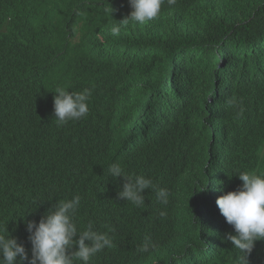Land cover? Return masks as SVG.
I'll use <instances>...</instances> for the list:
<instances>
[{"label":"trees","instance_id":"trees-1","mask_svg":"<svg viewBox=\"0 0 264 264\" xmlns=\"http://www.w3.org/2000/svg\"><path fill=\"white\" fill-rule=\"evenodd\" d=\"M226 35L254 48L219 60ZM225 60L244 69L227 77ZM177 68L170 98L159 85ZM226 78L264 84V0H0V264H242L245 233L206 226L202 205L188 218L203 179L264 176V99ZM117 168L147 181L134 203L117 196ZM72 207L79 229L111 236L85 259L27 226Z\"/></svg>","mask_w":264,"mask_h":264},{"label":"clouds","instance_id":"clouds-1","mask_svg":"<svg viewBox=\"0 0 264 264\" xmlns=\"http://www.w3.org/2000/svg\"><path fill=\"white\" fill-rule=\"evenodd\" d=\"M166 1L171 4H176L178 0ZM242 23L239 25L241 26ZM240 28L234 30L235 38L242 33V31H237ZM7 30L8 23L1 28L3 32H7ZM229 38L231 39L232 36L226 35L218 42L219 47L216 49V58L219 60L228 59L236 55H244L247 50L254 48V43L243 45L237 43V47H233L231 43H228L230 40ZM241 47L242 49H240ZM224 63L223 68H230L226 71L227 77L235 72L243 70L245 66V63L242 67L241 65L234 62H227L226 60ZM177 69V71L171 73L169 79H164L163 83L159 85L161 89H166L165 93H168L170 98H175L180 88L179 78L181 76L177 73L181 72L182 69ZM216 73L224 74L222 71H216ZM172 78L176 81L175 83H172ZM224 84L230 85L228 78H226ZM231 89L234 93H240L245 96L247 99L246 101L253 106H256L264 99V84L259 85V88L247 85L240 87L231 86ZM217 95V91L211 93V97ZM206 106V116L209 117L216 106L214 100L208 99ZM208 123L218 126V124L213 121H208ZM78 173L82 174L80 170H78ZM258 173V170L245 169L221 183H213L211 181L209 188L211 191L213 190V198L211 199L208 195L210 191L204 190L197 195L200 202L196 204L195 210H193L191 214H188L189 219L191 218L193 221H196L197 216L200 215L199 207L202 205L203 207L201 208L205 209L206 226L211 227L220 225V230L224 228V232L227 233V236L237 233L240 234L242 232L245 233L248 236L245 237L248 240V244L245 247L238 248L239 258L242 264H253L252 257L254 255L260 258L259 264H264V234L260 233L262 228L259 224V220L264 218V195L262 196L264 192V176H259ZM113 176L120 181L117 196L131 203L135 201V192L132 188L133 183L147 182L143 177L137 178V176L128 175L123 169L119 170L118 168L114 171ZM209 181L206 182L203 179L201 185L205 188ZM75 209L76 208L72 207L70 212H65L63 214L57 213V215L47 220L42 226L41 220H43L49 212L47 211L31 219L27 222V226H31L33 230L37 232V235H39V242L47 248L50 253L56 250V252L60 253V256H67L80 260L85 259L90 253L89 251L93 250L94 239L103 238L108 241L111 239V236L97 229H79L74 220ZM255 225L256 227L252 229Z\"/></svg>","mask_w":264,"mask_h":264},{"label":"bare ground","instance_id":"bare-ground-1","mask_svg":"<svg viewBox=\"0 0 264 264\" xmlns=\"http://www.w3.org/2000/svg\"><path fill=\"white\" fill-rule=\"evenodd\" d=\"M209 184V183H208ZM208 184H207V186L205 187V188H202V189H199L198 191H197V194L199 193V192H203V190H206V188L208 187ZM209 196H210V198H211V196H213L212 195V192L211 193H209L208 194ZM175 214V213H174ZM167 229V228H166ZM166 229H164V230H166ZM168 231V230H167ZM169 232V231H168ZM164 234V233H163ZM146 249H148V245L147 246H143V249H141L142 251L137 255V258L138 257H140V256H142V254L146 251ZM134 264H137V262H133ZM126 264H128V263H126Z\"/></svg>","mask_w":264,"mask_h":264}]
</instances>
